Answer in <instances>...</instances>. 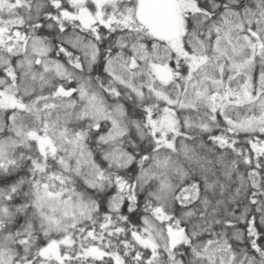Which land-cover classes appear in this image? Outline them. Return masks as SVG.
I'll list each match as a JSON object with an SVG mask.
<instances>
[{
	"label": "snow or ice",
	"instance_id": "6c2138e0",
	"mask_svg": "<svg viewBox=\"0 0 264 264\" xmlns=\"http://www.w3.org/2000/svg\"><path fill=\"white\" fill-rule=\"evenodd\" d=\"M0 264H264V0H0Z\"/></svg>",
	"mask_w": 264,
	"mask_h": 264
}]
</instances>
